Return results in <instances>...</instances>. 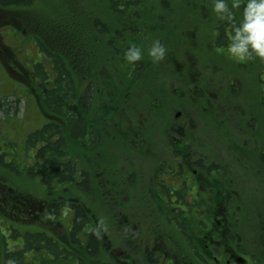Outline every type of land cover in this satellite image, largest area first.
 <instances>
[{
  "label": "trees",
  "instance_id": "1",
  "mask_svg": "<svg viewBox=\"0 0 264 264\" xmlns=\"http://www.w3.org/2000/svg\"><path fill=\"white\" fill-rule=\"evenodd\" d=\"M41 2L0 0V22L12 23L18 10L36 9V18L29 12L33 20L26 23V28L37 38L45 58L35 64L32 77L47 118L26 138L27 150L36 149L33 163L24 166L14 156L17 152L9 153L0 147V264L10 260L15 264H50V252L56 259L65 260L63 254L67 251L61 249L57 239L34 225L22 224L32 216L42 220L50 214L57 216L67 204L65 200H38L29 186L32 181L40 180L54 194L59 190H53L54 184L63 192L70 186L88 192L94 186L89 174L94 173L90 168L84 171L80 163L90 158L88 152L93 147L105 145L107 152L108 147L119 145L122 152L133 154L132 146L140 145L143 152L145 139L158 138L164 123L151 92L156 82L146 78L150 70L161 68L163 60L154 63L148 55L151 35L159 38L166 29L172 33L175 29L179 31V43H184L183 38L192 35L187 28L203 26L209 37L217 35L218 47H227L231 37V22L218 18L213 10L214 0H44L43 7ZM231 2L228 0L229 6ZM242 9L243 3L235 10V21L241 19ZM186 16L192 18V25ZM212 20L218 27L212 29ZM214 27L219 28L215 33ZM170 42L175 43L161 42L167 49L165 58L171 56L167 46ZM133 44L142 49L143 57L129 64L124 57ZM258 60L264 67V60ZM243 65L249 64H239ZM256 81L261 101L264 83ZM148 83L150 86H146ZM132 85H138L139 99H134ZM110 134L112 140L106 144ZM117 165L116 173L123 174L113 178L111 184L115 187L126 182L127 173L132 172L122 171L118 162ZM69 192L73 200L79 199V193ZM70 207L74 213L70 240L77 241L78 251L82 250L79 244L84 247L85 264L87 259L95 264L102 233L91 226L88 207L79 201L71 202ZM258 222L264 225L263 220ZM82 233L85 242L79 239ZM261 236L264 242V233ZM8 237L19 242L10 246ZM250 258L255 264H264L255 251Z\"/></svg>",
  "mask_w": 264,
  "mask_h": 264
},
{
  "label": "flooded vegetation",
  "instance_id": "2",
  "mask_svg": "<svg viewBox=\"0 0 264 264\" xmlns=\"http://www.w3.org/2000/svg\"><path fill=\"white\" fill-rule=\"evenodd\" d=\"M162 64L160 69L163 68L165 76L170 77L169 70L175 80L155 84L157 88L152 89L164 124L158 138L145 139L143 152L140 145L136 146L144 168L140 174L135 169L136 163H132L130 170L138 177L128 187L130 196L144 204L143 214H140L135 202L130 201L133 204L129 213L135 216L138 212L151 224L148 223L144 236L145 263L255 264L243 241L235 239L231 243L235 232L226 235L230 218L264 216L263 109L260 100L258 103L256 81H264L263 69L239 66L245 68L244 74L252 82L247 92L242 88L243 81L238 77L229 80L223 64L214 60H204L202 75L195 73L192 77L190 72L177 71L166 58ZM21 67H25L23 62ZM231 102L235 105L234 111ZM237 118L240 121L235 126ZM234 128L238 137L248 144L247 152H240L233 162L222 161L232 149L229 140H233ZM221 129L223 131L215 137L214 131ZM218 154H222V158ZM96 158L98 161L99 156ZM84 160L80 165L83 166ZM56 188L54 184L53 190ZM52 194L51 191L50 199L54 202ZM63 199L62 196L61 202ZM242 202L257 204L245 212ZM159 217L164 222L159 220L157 232L155 219ZM73 220L74 216L72 226ZM72 226L67 233L69 241L63 235L52 234L67 252L63 254L64 261L50 252V264H85L84 247L79 244L82 250L78 251L77 241L70 240ZM79 239L85 242V233ZM114 243L119 245L118 240Z\"/></svg>",
  "mask_w": 264,
  "mask_h": 264
},
{
  "label": "rangeland",
  "instance_id": "3",
  "mask_svg": "<svg viewBox=\"0 0 264 264\" xmlns=\"http://www.w3.org/2000/svg\"><path fill=\"white\" fill-rule=\"evenodd\" d=\"M43 4L44 0L41 2L42 7ZM29 12H32L35 18L37 17L36 9L32 8V11ZM29 12L27 10H18L17 16H14L16 18L12 23L0 22V147L9 153H14V151L17 152L14 156H17L16 159L18 162L24 166L33 163L36 155L35 148H30L28 150L26 148V138L28 134L47 122L43 110L42 98L33 81L31 73L35 64L44 61L45 58L38 48L37 38H33L26 28V23L33 20V18L29 16ZM206 13L209 14V11ZM191 19V17L186 16L187 22L192 25L193 20ZM239 21L240 20L234 21V23L231 22V28L229 30L231 36L234 34V24H238ZM213 23L214 21L212 20V29L213 26L218 27L216 25L217 23ZM202 27L203 26H195L187 28V31H190L189 34L192 35H190V38H183L184 43H179L180 40L177 35L179 32L178 30L174 29L175 33H172V31L166 29L159 38H154L151 35V45L154 41L159 39L160 43L163 42L164 44L174 40V44L170 42L167 45L171 56L167 55L166 60L173 61V66L176 67L177 71L180 69L190 72V77L194 76L195 73L202 75L201 71L204 69L202 62L204 60H214L223 64L225 71L230 75L229 80L238 77L240 81H243L242 88L244 87L247 92H250L252 82L246 74H244V72H247L245 68L241 67L240 69L239 60H235L229 55L227 51L228 45L227 47H218V44L215 42L217 35L209 37L207 33L208 29ZM215 27L214 33L219 29ZM172 48L175 50H172ZM197 58H199V61ZM258 59L259 58L245 60V63H248L249 67H261L264 76L262 62ZM22 62L25 67H21ZM170 72L169 70L167 71L170 76L167 77L165 76L163 68L162 70H150L148 72L149 78H146V80L148 82H156V84L164 81L174 83V75ZM260 72L261 71H259V73ZM137 86L138 85L131 86L135 89L133 92L134 99H139L137 95L139 88ZM148 89L152 88L149 87ZM233 97L232 95V98ZM261 97L262 95L259 93L258 103ZM232 104L234 103L231 102L230 107L231 110L234 111L235 105ZM261 108L263 109L262 137L264 139L263 98L261 100ZM112 110H114V107ZM239 121L240 119L237 118L234 125L236 126ZM129 123H131V121ZM222 131L223 129L215 130L214 136L217 137L218 133ZM229 135H231V133H229ZM111 137L110 134L105 141L106 144L111 142ZM232 138L233 140H229L232 149L229 150V153H226V159L222 161L233 162L234 158H236L240 152H247L246 148L248 144H246L244 138L238 137L235 128ZM115 140L118 141V136ZM104 146L101 145L98 148L93 147V151L88 152L90 158L84 160L83 170L85 171V169L90 168L94 173L89 174L94 186L89 188L88 192L82 191L74 186H70L68 190L63 192L60 186H58L57 189L59 190L52 195L55 202L61 201L62 196L64 197L63 201L65 200V202H67L66 206L61 209L62 212L57 216H52L50 214L49 218L45 220L40 219L39 216H32L29 217L28 223L24 222L22 224L23 226L34 225L36 229L45 230L51 235L53 233L55 235H63V238L67 241V233L72 226V219L74 216L69 203L79 201L89 209L92 219L91 226L98 228V230L100 229L102 233L101 251L99 257L95 260L97 262H94L95 264H122L119 263L121 259L127 261L126 263L123 262L124 264H143L145 263V250L147 247L144 236L149 222L146 221L144 216L139 215L138 212H136L135 216L129 213L131 205L133 204L130 203V201H134L137 205V211L143 214L144 204L142 200L132 198L130 196L131 189H128L131 181L138 176L132 172L128 179V172L126 182H122L120 186L115 187L111 183L116 175L119 176L123 174L120 172L116 173L118 167L117 162L122 171H130L133 162L136 163L135 169L140 174L144 167H142V161L136 154L135 146L131 147V145H129V147H131L130 149L134 151L133 154H126V151L122 152V149L117 147L119 145L108 147L109 150L106 152V150L103 149ZM218 155H220L218 157L222 158V154ZM96 156H99L98 161ZM31 184L29 186L38 200L46 201L48 198L50 199V190H47L40 180L32 181ZM69 190L74 193H79V199L73 200L70 197ZM240 204H244L246 209L245 212H247L250 209H254L257 202H242ZM262 216L263 215L257 217L254 215L234 216L230 218L229 229L226 236L228 237L235 232V237L231 236V243L235 239L243 241L242 244L245 249L248 250L249 253L255 251L257 257L264 263V242L261 236L264 233V225H260L258 222L259 219L264 221V216ZM159 220L163 221V218L159 217L155 219L157 232H159L160 228ZM164 220L167 222V219ZM232 223H234V225ZM166 229L170 232L168 226ZM7 239L10 246L16 241L11 237ZM116 240H118L119 245L114 243ZM223 249L225 250V247H223L222 250ZM248 252L246 251V253ZM117 257L118 260L116 261ZM86 263L91 264L88 259Z\"/></svg>",
  "mask_w": 264,
  "mask_h": 264
},
{
  "label": "clouds",
  "instance_id": "4",
  "mask_svg": "<svg viewBox=\"0 0 264 264\" xmlns=\"http://www.w3.org/2000/svg\"><path fill=\"white\" fill-rule=\"evenodd\" d=\"M241 19L234 24V34L230 37L228 53L235 60L245 61L253 58L264 60V0H214L213 10L220 20L235 21L236 11L241 8ZM166 47L156 40L148 49V55L154 63L164 60ZM143 57L142 49L131 45L125 52V60L132 64ZM8 264H15L8 261Z\"/></svg>",
  "mask_w": 264,
  "mask_h": 264
}]
</instances>
